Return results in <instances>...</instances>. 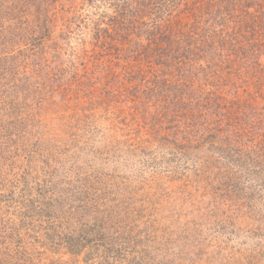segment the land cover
<instances>
[{"label": "rangeland", "instance_id": "374dc122", "mask_svg": "<svg viewBox=\"0 0 264 264\" xmlns=\"http://www.w3.org/2000/svg\"><path fill=\"white\" fill-rule=\"evenodd\" d=\"M159 2L154 40L135 0H0V264H264L263 96L223 93L248 55L190 70Z\"/></svg>", "mask_w": 264, "mask_h": 264}, {"label": "trees", "instance_id": "16d2710c", "mask_svg": "<svg viewBox=\"0 0 264 264\" xmlns=\"http://www.w3.org/2000/svg\"><path fill=\"white\" fill-rule=\"evenodd\" d=\"M157 1L159 5L156 3ZM159 1L135 0L139 14L141 8L145 9V5L155 6L158 8L155 9V12H160V17L154 22V28L151 32L154 40L156 37H160L164 30H171V19L175 17L173 12L166 7L167 5H160ZM186 1L189 3L185 4L182 16H186L187 20L191 21L192 30L195 27L194 29L201 30V34L191 33V30L183 36L182 40L187 46L186 52L182 54L183 62H191L189 69H194L196 72L199 69L198 73L201 75L209 69L208 65L213 63L219 66L218 72L222 76L223 72L227 73L233 69L228 65L238 63L241 55L243 57L248 55L249 61L246 63L248 67H245V64H236L241 68L237 76L238 83L226 84L223 93L227 94L229 104L234 102V106H245L248 102H255V97L252 96L253 92L259 91L260 95L263 96L261 101L264 103V0H229L222 3L214 0ZM234 14H239V17L233 18ZM176 16L179 17L180 15L177 14ZM227 17L231 18L230 21ZM236 20L238 24L233 30L234 34L242 31V36L230 37L228 34L222 33L217 35L212 31L214 24L231 23V25H236L234 22ZM0 28L2 27L0 26ZM165 33L164 37H168L169 33ZM169 42L171 45L172 41H167V43ZM180 49L177 48L174 51L179 52ZM256 64L260 65V69H257ZM252 70H255V76L252 75ZM127 77L128 75H126ZM241 81H244L245 85H242ZM222 97L224 98V96ZM236 112L239 113L240 111L237 110Z\"/></svg>", "mask_w": 264, "mask_h": 264}]
</instances>
